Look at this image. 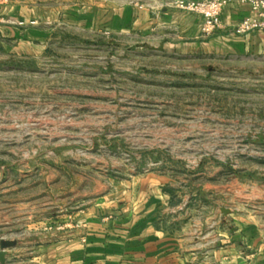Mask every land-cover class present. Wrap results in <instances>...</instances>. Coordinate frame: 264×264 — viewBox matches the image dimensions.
<instances>
[{
  "label": "rangeland",
  "instance_id": "obj_1",
  "mask_svg": "<svg viewBox=\"0 0 264 264\" xmlns=\"http://www.w3.org/2000/svg\"><path fill=\"white\" fill-rule=\"evenodd\" d=\"M152 170L211 182L218 205L264 223L259 62L181 56L125 33L0 59V237L47 242L111 181Z\"/></svg>",
  "mask_w": 264,
  "mask_h": 264
},
{
  "label": "crops",
  "instance_id": "obj_2",
  "mask_svg": "<svg viewBox=\"0 0 264 264\" xmlns=\"http://www.w3.org/2000/svg\"><path fill=\"white\" fill-rule=\"evenodd\" d=\"M164 2L0 0V59H39L74 35L125 33L181 56L257 61L264 70V32H233L253 16L247 4L228 3L221 26L207 36L201 15ZM217 192L211 182L158 170L111 181L87 207L51 227L47 242L18 243L3 264H264L262 217L218 205Z\"/></svg>",
  "mask_w": 264,
  "mask_h": 264
},
{
  "label": "built area",
  "instance_id": "obj_3",
  "mask_svg": "<svg viewBox=\"0 0 264 264\" xmlns=\"http://www.w3.org/2000/svg\"><path fill=\"white\" fill-rule=\"evenodd\" d=\"M233 0H165L164 6L202 16V33L211 35L221 26V12ZM247 4L253 16L241 19L233 32L238 35L251 31L264 32V0H240Z\"/></svg>",
  "mask_w": 264,
  "mask_h": 264
},
{
  "label": "water",
  "instance_id": "obj_4",
  "mask_svg": "<svg viewBox=\"0 0 264 264\" xmlns=\"http://www.w3.org/2000/svg\"><path fill=\"white\" fill-rule=\"evenodd\" d=\"M221 212L223 214H228L229 209L222 208ZM16 245H17V241L0 237V263L1 264L5 263L6 251L10 248L15 247Z\"/></svg>",
  "mask_w": 264,
  "mask_h": 264
}]
</instances>
